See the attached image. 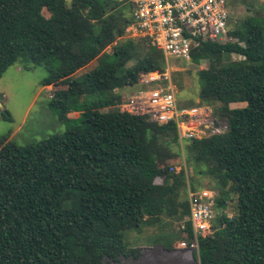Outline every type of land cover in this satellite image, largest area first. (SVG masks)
Segmentation results:
<instances>
[{
    "label": "trees",
    "instance_id": "1",
    "mask_svg": "<svg viewBox=\"0 0 264 264\" xmlns=\"http://www.w3.org/2000/svg\"><path fill=\"white\" fill-rule=\"evenodd\" d=\"M241 1L251 14L228 41L202 42L190 57L208 62L194 106L212 105L226 131L186 141L183 155L219 185L216 209L227 193L237 202L235 216L221 213L198 239V264H264V2ZM131 22L128 0H0V78L16 63L41 66L48 107L64 124L79 113L78 125L36 144L0 136V264L118 263L142 255L123 233L162 216L182 220L191 242L184 168L170 172L181 165L175 126L119 110L120 89L164 67L148 40L127 38Z\"/></svg>",
    "mask_w": 264,
    "mask_h": 264
},
{
    "label": "built area",
    "instance_id": "2",
    "mask_svg": "<svg viewBox=\"0 0 264 264\" xmlns=\"http://www.w3.org/2000/svg\"><path fill=\"white\" fill-rule=\"evenodd\" d=\"M128 1L131 4L132 22L127 38L148 40L162 53L164 67L162 70L141 73L134 85L138 89L126 95L119 110H129L132 115L144 117L157 125L173 124L182 152L188 140L209 134H223L226 127H222L219 121V125L215 124L210 106H178L173 73L179 71L180 67L173 65L171 60H182L189 65L191 51L200 43L228 41V23L231 18L228 0ZM216 199L217 194L209 190H188L193 237L190 243H182V247L188 245L191 250L197 251L198 239L211 234Z\"/></svg>",
    "mask_w": 264,
    "mask_h": 264
},
{
    "label": "rangeland",
    "instance_id": "3",
    "mask_svg": "<svg viewBox=\"0 0 264 264\" xmlns=\"http://www.w3.org/2000/svg\"><path fill=\"white\" fill-rule=\"evenodd\" d=\"M247 2L254 5V7H259L264 0H247ZM227 7L231 12V18L228 23L229 29H233L251 14L247 12L241 0H228ZM236 59L237 57L233 54L224 56L225 61L228 60L230 62ZM171 63L180 67L179 71L173 73L177 86L176 98L178 106L189 108L198 104L201 81L197 72L207 68L208 62L201 61L198 64L191 62L188 65L182 60L173 59ZM45 76L46 72L43 67L27 70L22 63L14 64L3 74L0 78V136L10 133L12 141L17 145L26 146L36 144L50 135H60L67 126L78 125L79 121L75 120L79 116L78 112H73L72 119L64 124L60 121L57 112L48 107L51 94L50 87L45 89L40 84ZM137 89V86L125 87L120 89L118 94L128 96ZM96 99L97 96L91 95L84 97L80 103L90 104ZM210 107L212 108V105ZM4 111L10 114V121L2 118L1 115ZM221 125L226 127L223 122ZM179 154L181 155V165L175 164L176 167H172L173 170L170 169V172L184 168L186 190L192 192L209 190L217 194L220 187L216 181L205 174H200L199 168L187 163L182 151ZM192 183L195 191L191 188ZM223 197L227 200L225 207L222 208L224 210L216 209L214 223L216 217L223 212L228 217H233L237 214L236 195L230 192ZM182 223L179 218L162 216L156 224L142 225L139 230L125 231L123 240L127 248L137 249L142 247V255L129 258L121 257L118 263L111 264H197L192 258L190 247L188 245L186 247L181 246L182 243H187V241L180 238Z\"/></svg>",
    "mask_w": 264,
    "mask_h": 264
},
{
    "label": "crops",
    "instance_id": "4",
    "mask_svg": "<svg viewBox=\"0 0 264 264\" xmlns=\"http://www.w3.org/2000/svg\"><path fill=\"white\" fill-rule=\"evenodd\" d=\"M46 89V88H45ZM245 106V103H231L230 104V108H236V107H239V108H242V107H244ZM69 117H73V113H71L70 115H69ZM140 248H142V247H140ZM192 258H193V255H192ZM193 260H194V258H193ZM198 264V263H197Z\"/></svg>",
    "mask_w": 264,
    "mask_h": 264
}]
</instances>
